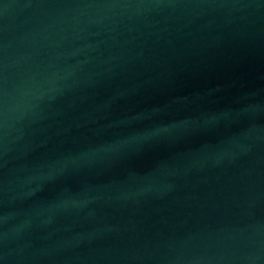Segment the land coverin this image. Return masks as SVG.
I'll return each instance as SVG.
<instances>
[{
	"label": "water",
	"instance_id": "obj_1",
	"mask_svg": "<svg viewBox=\"0 0 264 264\" xmlns=\"http://www.w3.org/2000/svg\"><path fill=\"white\" fill-rule=\"evenodd\" d=\"M0 264H264V0H0Z\"/></svg>",
	"mask_w": 264,
	"mask_h": 264
}]
</instances>
